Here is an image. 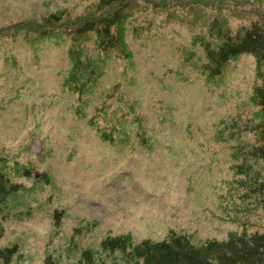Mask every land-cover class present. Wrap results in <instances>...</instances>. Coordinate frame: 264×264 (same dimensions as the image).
<instances>
[{"label": "rangeland", "instance_id": "rangeland-1", "mask_svg": "<svg viewBox=\"0 0 264 264\" xmlns=\"http://www.w3.org/2000/svg\"><path fill=\"white\" fill-rule=\"evenodd\" d=\"M100 3L0 0V153L21 186L0 208V246L19 247L11 264H79L84 251L137 264L103 251L108 235L264 232L255 58L220 77L204 69V44L264 21V0ZM119 7L115 48L75 34Z\"/></svg>", "mask_w": 264, "mask_h": 264}, {"label": "trees", "instance_id": "trees-1", "mask_svg": "<svg viewBox=\"0 0 264 264\" xmlns=\"http://www.w3.org/2000/svg\"><path fill=\"white\" fill-rule=\"evenodd\" d=\"M123 2L125 0H101L100 5L103 9L111 10ZM121 7L113 14L84 21L74 29L75 34L80 37L95 32L104 49L115 48L120 40L113 30L122 21ZM50 22L46 25L59 24L60 18L51 16ZM31 28L42 30L46 26L36 25ZM204 52V69L211 77H220L233 58L244 54L255 58L257 82L254 96L264 116V21L256 20L235 33L230 30L220 32L219 41L215 45L204 44ZM260 135L261 145L253 148L249 154L264 161V124L260 127ZM6 163L7 158L0 153V208L21 189L20 184L14 183L6 172ZM25 175L30 176L29 172ZM101 247L110 253L121 252L137 264H264V232L257 231L230 233L226 239H207L200 244H195L188 235L174 231H170L163 240L145 239L137 244L133 243L129 234L108 235ZM18 250L17 245L0 246V260L3 264H11ZM45 264L57 263L47 258ZM79 264L96 263L92 253L84 251Z\"/></svg>", "mask_w": 264, "mask_h": 264}]
</instances>
